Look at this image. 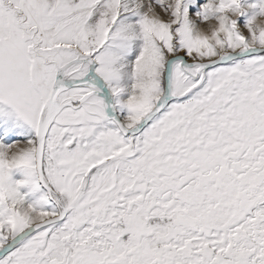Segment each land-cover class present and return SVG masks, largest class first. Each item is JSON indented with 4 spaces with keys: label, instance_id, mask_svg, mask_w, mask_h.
<instances>
[{
    "label": "snow or ice",
    "instance_id": "obj_1",
    "mask_svg": "<svg viewBox=\"0 0 264 264\" xmlns=\"http://www.w3.org/2000/svg\"><path fill=\"white\" fill-rule=\"evenodd\" d=\"M0 264H264V0H0Z\"/></svg>",
    "mask_w": 264,
    "mask_h": 264
}]
</instances>
